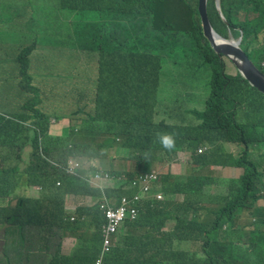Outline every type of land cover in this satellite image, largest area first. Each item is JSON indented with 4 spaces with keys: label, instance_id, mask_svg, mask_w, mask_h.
<instances>
[{
    "label": "trees",
    "instance_id": "obj_1",
    "mask_svg": "<svg viewBox=\"0 0 264 264\" xmlns=\"http://www.w3.org/2000/svg\"><path fill=\"white\" fill-rule=\"evenodd\" d=\"M30 5L43 13L39 20L25 14L18 31L0 22V264H264V93L235 66L228 72L226 56L204 35L199 0ZM207 5L213 28L224 37L241 34L240 47L264 73V0H220L225 18L215 0ZM57 21L61 34L42 29ZM12 38L42 41L75 62L61 85L91 89L89 110L81 97L52 98L58 113L79 116L68 133L49 132L44 101L4 90L5 70L18 64L21 76L26 68L22 54L8 50ZM169 51L175 68L167 78ZM182 71L206 73L202 109L191 101L193 79L178 80ZM164 134L173 139L170 149L160 143ZM114 146L127 154L112 158ZM71 157L93 164L73 174ZM159 162L169 169L155 170ZM235 167L239 176L217 174ZM149 187L162 198H145ZM134 193L137 218L109 230L100 203L116 209ZM70 195L96 202L68 211ZM86 219L96 227L95 244L82 228ZM65 234L77 237L69 254L59 249Z\"/></svg>",
    "mask_w": 264,
    "mask_h": 264
},
{
    "label": "clouds",
    "instance_id": "obj_2",
    "mask_svg": "<svg viewBox=\"0 0 264 264\" xmlns=\"http://www.w3.org/2000/svg\"><path fill=\"white\" fill-rule=\"evenodd\" d=\"M30 1H32V0H0V5H1L0 22H2L3 24H5L9 27H12V28H10L12 30L18 31L19 29L16 28L14 25L21 18H23V16L25 14L27 17H29L31 14L35 13L37 16V20H39V18L41 17V15L43 13H40L38 11L37 12L31 11ZM33 1L38 2V0H33ZM215 3H217V0H215ZM216 6H217V4H216ZM217 9H218V7H217ZM218 10L223 15L221 5H220V0H219V9ZM199 13H200V11H199ZM207 13H208V5H207ZM200 17H201V14H200ZM208 17H209V15H208ZM223 17H224V15H223ZM3 24H0V25L4 26ZM59 24H60V22H58V21L57 22H50V23L44 25L42 29L47 27L50 30V25H51V28L56 27L59 29ZM201 24H202V18H201ZM202 27H203V24H202ZM212 27H213V25H212ZM53 32H55L57 34H61V31L56 32L53 30ZM203 32H204V28H203ZM204 35H205V32H204ZM205 37L210 41V39L206 35H205ZM225 38L230 39V38H234V37L230 36V37H225ZM241 38H242V36H241ZM234 39H236V38H234ZM230 40H232V39H230ZM210 44H211V42H210ZM240 44H241V41H240ZM6 45L8 46L9 52L12 53L14 56L22 54V58L20 59V62L25 64L26 68L23 72V75H21V76L18 73V69H17L18 64H16L14 66V68H12V69H6L5 70L6 72H11V77L4 81V90L5 91H18V90L25 91V90H27L29 96H33L35 98H38V99L44 101L42 110L50 116V120H49V127H50L49 132L50 133H51V130H50L51 126L57 124L61 119L67 118L68 123H69V121H72L73 123L77 122V118L79 116H77L76 120H75L74 119L75 115H73L74 112L71 114H68V112H65V111L58 113L57 112V104L55 102L49 101L50 97H46L47 94H46L45 90L41 87L42 82H43V87H44V83H47V78L52 77L54 75L55 76L61 75L59 73L54 74V72H52V71H47L46 55L51 54V50L47 46H45V43L42 41H39V40L33 41L30 39H22V38H15L14 39V38H12L11 41ZM218 54H220V53H218ZM48 61L50 62V61H52V59H49ZM33 68H36L39 70V72L37 74L38 76L40 75V69H42L41 74L45 79L42 80L37 76L35 78V82L31 83L29 81V75H30L31 70ZM207 90H208V88H207ZM92 106H93V103H89L88 110L91 109ZM65 132H67V133L69 132V126L67 127ZM62 134H59V135H62ZM53 135H56V134H53ZM160 143L162 144V146L164 148L170 149L173 146V139L170 135L164 134L160 137ZM200 151H202V149H200ZM71 160L77 161L79 163V165L77 167H73L72 170L70 169V166H71L70 161ZM85 167H87V166H85V162H82L81 160H79L75 157H71L68 161L67 170L70 173L77 174L78 169L85 168ZM94 175H95V177L100 176V175H96V174H94ZM140 176H139V178H140ZM139 178H138V180H139ZM151 187H153V186H151ZM156 193L160 194L161 196L160 197L158 195L154 196V195L148 194V192H144L143 195L145 196V198H153V199L162 198V193L159 190ZM74 196H77V195H74ZM136 196H138V198H136ZM79 197H92V196L85 195V196H79ZM177 197L182 199L181 195H179ZM123 199L126 200L124 203H123ZM123 199L121 200V204L126 207V216L122 221V225L116 229L118 231L121 230V228L124 226L127 219L134 220L135 218H137L138 207H137L136 203L140 200V194L134 193L132 196H128V198L124 197ZM95 202H96V200L94 199L93 204ZM65 206H66V209L68 210L66 202H65ZM99 208H100V206H99ZM71 218L74 219V216H72ZM86 222H87V219H86ZM174 223H175V221H174ZM104 225H105V222L102 224L101 227L104 228ZM35 227H36V225L32 224V225H29L26 229L30 230V229L35 228ZM92 228H93V233H94V230L96 229V227L94 225H92ZM107 228H108V226H107ZM77 233H79V231H77ZM65 236L74 237L76 239V242H77L76 235H71V234L62 235L59 239H62ZM59 239H58V242H59ZM105 244H106V241H105ZM75 247H76V244H75ZM59 249H60V247H59ZM60 252H61V250H60ZM103 256H104L103 251H101V253L95 258L94 262L97 263V259L100 257H103Z\"/></svg>",
    "mask_w": 264,
    "mask_h": 264
},
{
    "label": "rangeland",
    "instance_id": "obj_3",
    "mask_svg": "<svg viewBox=\"0 0 264 264\" xmlns=\"http://www.w3.org/2000/svg\"><path fill=\"white\" fill-rule=\"evenodd\" d=\"M52 29L56 32H60V29L56 28V27H52ZM241 37V34L239 37H237L236 39L234 38H230L232 40L238 41ZM173 51H169V60L166 61L165 67H164V76H166L168 78V74L170 73V69L171 68H175L174 64H173V60L171 58ZM49 59H52V61H48ZM227 60V69L228 72L230 73H235V68H234V63L230 60V58L226 57ZM75 62L72 61H68V58L66 57H61L59 55H56L55 53H53L51 51V54L46 55V68L47 71H52L54 72V74H61L60 76H52L47 78V83H44V87H43V82L41 83V87L45 90L46 92V97H50L49 101L50 102H54L52 101V98H59L61 99L62 102H68V101H75L78 97H81L83 99L82 105L84 106L85 104L89 105V103H92L91 101H87L84 100L87 98L88 95H92L91 89H89V91L86 89V87H72L70 84L68 85H61L63 82V77L66 75L68 69L70 68V66L72 64H74ZM90 63H93L92 61H90ZM236 67V66H235ZM0 69L4 68L0 65ZM41 70L40 69V75L38 76V72L39 70L36 68H33L31 70V73L29 75V81L31 83L35 82V78L38 76L40 79L44 80L45 78L42 76L41 74ZM179 74V79L178 80H185L187 78H192L193 82H194V86L193 87H188V91L189 93L196 97V98H192L191 101L197 105H200L199 109H202L204 107V103L205 100L208 96V90L206 88L205 85V77H206V73L204 72H200L198 73V75L196 77L192 76V73L189 74L186 71H182ZM76 115L74 116V119L76 120ZM61 123L62 126L64 127V129L67 127V119H61ZM60 131V130H58ZM121 140H119L118 142H120ZM229 147L231 149H233L235 152L237 150H239V147L236 148L234 145H229ZM110 156L112 158H118L121 157L125 154H127V152L124 149H120L118 146H114L111 150H110ZM124 163V161H123ZM89 163H87L85 166H88ZM154 166L156 167L155 170L157 171H166L167 169H169V167L167 166V164L165 163H156L154 164ZM242 172L241 168H226L224 169V172H217V174H225V175H237L239 176ZM32 193H35V191L33 189H31ZM20 194H23L26 191V188H19L17 190ZM31 195V193H29ZM22 205V204H21ZM174 224L173 220L168 221V227L172 226ZM93 222H91L89 219H87V224L86 225H82V228L84 230H86L88 233H92V231H90V228L92 227ZM3 259V258H1Z\"/></svg>",
    "mask_w": 264,
    "mask_h": 264
},
{
    "label": "water",
    "instance_id": "obj_4",
    "mask_svg": "<svg viewBox=\"0 0 264 264\" xmlns=\"http://www.w3.org/2000/svg\"><path fill=\"white\" fill-rule=\"evenodd\" d=\"M207 1L208 0H199L198 8L201 14L205 35L210 39L211 46L216 52L229 57L250 84L264 93V73L240 47L241 37L238 41L226 39L213 29L207 13ZM216 4L219 9V0H217Z\"/></svg>",
    "mask_w": 264,
    "mask_h": 264
},
{
    "label": "crops",
    "instance_id": "obj_5",
    "mask_svg": "<svg viewBox=\"0 0 264 264\" xmlns=\"http://www.w3.org/2000/svg\"><path fill=\"white\" fill-rule=\"evenodd\" d=\"M65 119H67V118H65ZM67 124H68V119H67ZM67 127H68V125H67ZM67 127L64 129V127L62 126L61 120H60L57 124L51 126L50 130H51L52 134L59 135V134L64 133L65 130L67 129ZM58 130H60V131H58ZM109 155H110V153H109ZM110 161H112L111 158H110ZM87 163L93 164L92 162H85V165ZM95 165H99V163L98 164L96 163ZM37 192L38 191H35V193H32L31 190L29 191V193H31L32 195L37 194ZM178 200H182V199L178 198ZM93 202H94V199L92 197H79V196L70 195L67 197L66 205L68 208L74 207L77 205L78 206H81V205L91 206L93 204ZM90 231H92V233H88L90 240L92 241L93 244H95V236L92 235L93 234V228L92 227L90 228ZM75 244H76V239L74 237L65 236L62 239H59V247H60L61 253H63V254H69L75 248Z\"/></svg>",
    "mask_w": 264,
    "mask_h": 264
},
{
    "label": "built area",
    "instance_id": "obj_6",
    "mask_svg": "<svg viewBox=\"0 0 264 264\" xmlns=\"http://www.w3.org/2000/svg\"><path fill=\"white\" fill-rule=\"evenodd\" d=\"M71 166H70V169L72 170L73 167H77L79 165V163L77 161H73L71 160ZM138 180H134L132 182V185H135L137 183ZM150 189L147 188V190L145 192H148ZM160 197V195H158ZM136 198H138V196H136ZM106 200V199H105ZM126 200L123 199V203L125 202ZM105 201H102L100 203V208H104L106 207V210H105V215L108 219V223H107V226L110 230H116L117 228H119L121 225H122V221L123 219L125 218L126 216V207L124 205H120L118 208L116 209H113L112 207H107L105 205ZM107 243V241H106ZM102 259V257L98 258L97 259V263Z\"/></svg>",
    "mask_w": 264,
    "mask_h": 264
}]
</instances>
